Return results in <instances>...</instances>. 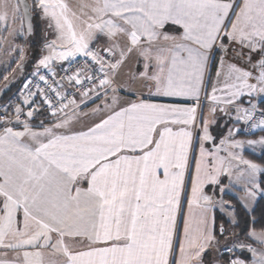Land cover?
Instances as JSON below:
<instances>
[{
    "label": "snow or ice",
    "instance_id": "snow-or-ice-1",
    "mask_svg": "<svg viewBox=\"0 0 264 264\" xmlns=\"http://www.w3.org/2000/svg\"><path fill=\"white\" fill-rule=\"evenodd\" d=\"M0 5L4 8L0 23L7 30V0H0ZM36 6L57 33V39L46 45L49 54L39 60L37 71L40 66L52 71L54 61L90 58L99 66L100 77L84 75L79 68L66 77L75 85L92 81V88L82 92V97H89L93 92L99 96L98 89L115 93V77L134 54L142 61V70L128 78L136 99L121 106L113 95L111 104L91 113L106 115L80 130L74 125L81 115L90 114L77 112L80 105L74 98L65 103L66 97L53 87L57 81L49 84L44 75L39 77L59 98L58 106L39 85L33 92L31 82L25 83L24 104L40 94L56 119L48 126L41 121L36 130L29 120L38 109L27 111L29 120L21 121L22 108L17 106L15 126H8L10 120L0 124V249L3 257L16 253L11 260L0 258V264H202V254L215 241L208 221L212 198L203 189L218 185L222 174L231 173L218 151L205 149L203 142L213 137L204 121L188 201L190 209H199L200 219L195 231L185 220L179 259H174L177 213L190 168L201 89L217 50L221 66L233 44L239 45L241 56L245 48L264 54V0H91L82 5L88 11L80 15L63 0H36ZM19 11L20 4L13 5V20ZM27 13L28 5L23 4V15ZM169 26L182 31L170 35L165 31ZM101 37L105 46L94 50L93 43ZM248 60L251 63V55ZM254 67L255 76L229 63L222 87L214 85L207 98L214 104L233 105L243 95L264 94V58ZM253 79L255 83H250ZM137 82L141 90L132 87ZM142 89L149 97H182L193 103H153ZM218 90L223 99L216 95ZM211 111L215 113L216 107ZM236 111L243 113L238 120L264 130V110L259 118L255 104ZM242 143L234 141L232 146ZM247 143L264 146V138ZM241 162L246 173L238 179L246 176L245 197L254 200L264 194L257 182L264 168ZM249 237L261 250L238 247L251 253L252 264H264V232H251ZM54 256L62 259L46 258Z\"/></svg>",
    "mask_w": 264,
    "mask_h": 264
},
{
    "label": "crops",
    "instance_id": "crops-1",
    "mask_svg": "<svg viewBox=\"0 0 264 264\" xmlns=\"http://www.w3.org/2000/svg\"><path fill=\"white\" fill-rule=\"evenodd\" d=\"M63 2H67L69 5L70 9L73 12H76L77 15H80L81 11L87 12V8L82 9V5L85 4H90L91 0H63ZM42 13V12H41ZM39 19V17H38ZM39 21H45L43 18L42 14V19L40 18ZM42 23V22H41ZM40 23V24H41ZM52 32V38L53 40L57 39V33L55 32L54 28ZM166 32H168L170 35H176L178 36L180 29H178V26H169L166 27L165 29ZM43 35V34H42ZM43 38L45 39L44 44L46 43V38L45 35H43ZM49 40V39H48ZM59 43V42H58ZM225 43H227V40L225 39ZM105 46V41L104 38L101 37L98 41L93 43L92 47L93 49L97 48L100 49ZM241 52V49L239 45H231L229 48V51L227 55L224 57V63H231L235 64L236 66L243 68L247 71H250L253 73V75L258 74V68L254 67V65L257 64L258 61H260L262 58H264V54H261L259 52H252L249 53L248 49H243V55H239ZM221 52L219 50L216 51L215 55L212 57V59L209 62L206 77H205V83L201 89V107L198 108V116H197V123L194 126V130H196V126L198 123L205 121L206 118H213L220 120V126L223 129L226 125L232 123L233 117L237 113L236 109H244V108H250L251 100H249V96L244 95L239 98V100L234 104V105H226L229 106L228 110L226 111L224 108V111H221L217 106H224L222 103H216L212 102L210 99L207 97L212 95V90H213V84H212V78L213 74H217V71L219 70V67H217L220 64L221 61ZM251 55V63H249L248 57ZM39 57V54H38ZM66 64V63H65ZM64 64V65H65ZM61 65L60 67H62ZM51 68V67H50ZM216 68V69H215ZM52 69V68H51ZM43 70V69H41ZM142 70V61L138 62L137 56L134 54L118 71V74L115 77V83L113 84V87L117 88V91L113 93L111 90H108L106 93L103 90H97L100 92V95L97 96L95 92L91 93L89 97H82V93H79L76 96V103L77 105H80L79 108H76L77 112L82 113H89L90 115L87 117H84L81 115V120L79 123H76L74 125V130H80L83 128L85 125H90L91 123L98 122L99 119L106 115L105 113H96L95 115H91L92 110L96 109L97 107H104V105L111 104L112 103V97L115 95L118 100L121 103V106H123L124 102L128 100H134L136 99V96L133 94V92L129 89V84H128V78L129 74L132 72H137ZM217 70V71H216ZM216 71V73H215ZM211 78V79H210ZM252 82H255V80H251ZM133 88L137 90H141V84L137 82L136 84L132 85ZM217 89H219L218 84L216 85ZM145 92V98H148L151 100L153 103H159V104H180V105H191L193 103L192 100L182 98V97H163V96H151L149 97L147 95V90L142 89ZM220 92L219 90L216 92V95L219 96ZM248 99V100H247ZM82 100L85 101L82 103ZM245 100L246 105L242 106L241 101ZM263 101V100H262ZM261 102V101H260ZM259 102V103H260ZM259 105V104H258ZM257 105V106H258ZM213 107H216L215 113L211 111ZM75 108V105L70 106L68 109L69 113ZM219 109V110H218ZM231 109V110H230ZM209 111L210 116L206 117L207 112ZM212 112V113H211ZM243 113L241 112L240 115ZM63 115V114H62ZM34 122L30 124L34 129L40 130L39 126L41 121H43L45 126L50 125L55 121V117H49L45 116L43 113H39L35 117H32ZM244 121V120H243ZM179 126H173L174 130H176ZM22 128V126H20ZM235 134H241L242 131L239 132L237 129L235 130ZM260 132V131H259ZM258 133V132H255ZM264 136V135H263ZM235 137V136H233ZM196 135L194 134V142H193V150L191 153V161H190V168L186 172L185 176V184H184V189L181 193V203L180 207L177 213V240H176V251H175V256L174 259H179V242L181 239H183L184 236V226H185V220H189L190 227L192 228L193 231L198 227V222L200 219L199 215V209H190L189 208V199L192 196V177L195 175V163L196 159L199 157V150H200V140H196ZM222 139H218V143L221 142ZM233 142V141H232ZM232 142H228L227 144L229 146V149H233L230 147V144ZM204 143V142H203ZM226 143V142H225ZM204 147L208 151L216 152L218 151V154L220 157L225 158V166L228 167L230 165V155L221 150L218 146L212 147L211 145H208L207 143H204ZM245 157H249L250 153L247 151L244 152ZM230 170V169H229ZM232 173V170L230 171ZM220 183L218 185H205L203 191L205 195H208L212 198V207L208 213V221H209V227L211 228L213 235L215 236V241L208 247L205 253L202 254V264H229V259L231 254L235 255L238 260H243L246 261V264H252L253 257L250 252H248L246 249H242L238 247V245H251L252 247L256 248L257 244L254 243L252 238H250V241H246L244 239H241L236 235H231L230 233L234 231V222L236 220L235 216V208L234 205L231 201V199H237L241 204L242 202L240 201L239 198H237L236 195L232 194L231 190L228 189V186L235 187L230 183V176L222 174L219 177ZM86 187V184L84 185ZM221 186L224 187V192L222 193L220 191ZM238 191V192H237ZM237 194L241 192V190H237ZM235 192V193H236ZM257 203V201H256ZM256 204L254 205L253 209L251 211L247 212H252L255 208ZM224 212L222 213L221 210ZM218 214L222 215L227 223L229 224V227L226 229L224 228L223 225H218ZM221 229H223V235L221 234ZM254 232V231H252ZM227 237L230 238V242L227 243ZM224 238V240H222ZM233 252V253H232ZM14 252H8L7 257H3V254L0 255V258H7L9 260L13 259L16 255L13 254ZM48 259L60 261L62 257L59 256H54V257H46Z\"/></svg>",
    "mask_w": 264,
    "mask_h": 264
},
{
    "label": "rangeland",
    "instance_id": "rangeland-1",
    "mask_svg": "<svg viewBox=\"0 0 264 264\" xmlns=\"http://www.w3.org/2000/svg\"><path fill=\"white\" fill-rule=\"evenodd\" d=\"M33 2H35V4L33 5L34 6L33 12L35 13V19H36V17H39V19L40 18L42 19V14H43V18L45 20L44 22L41 21L42 23L40 22L42 34L45 35V38H46L45 44H44L45 39L43 40V44L41 45V43L40 44L36 43L35 36L34 37L31 36L30 38H27L24 15H23L21 5H20V11L18 13H15V16L18 18L13 20V17H14L13 5L20 4L19 0H7V3H8V8H7L8 29L6 30L4 24L0 23V68L4 64L8 65V67L5 68V71H3L4 76L2 77V79H0V87L2 86V83H5L7 80H9V78H11L15 74V72H17V71H15L17 67L20 68L22 66L23 67L22 69H26V70L21 75L20 82L18 84V87L16 89V94L14 97H15V99L21 100L23 104H24V102H23L24 101V95H22V93H23L24 85H25V83H27L28 81L31 80V78L33 77V75L37 71V65H38L39 60L41 58H43L44 56L49 54V49L46 47V45L48 43H50L51 41H53V38H52L53 29H52V27H49V23H50L49 18L45 16L42 9H40L39 7L36 6V0H33ZM65 3H67V2H65ZM3 11H4V8L2 7V5H0V13H2ZM19 17H22V19ZM20 42H22V43H20ZM27 43H28V45H27ZM38 45H40V47H38ZM33 46H35L37 49L33 48ZM38 54H39V57H38ZM70 60H72V59H70ZM70 60H68V61H54L50 65V67L52 69L53 68H59L61 65H64L65 63L69 62ZM14 64L16 67L13 69V68H11V66ZM217 67H219V71L221 72V75L219 77H217V74H213L212 84L215 86L218 84L219 88H221L223 83H224V80H225V75L228 71V63H224L223 66H221V64H219ZM41 69H45V68L40 66L39 70H41ZM216 71H215V73H216ZM4 77H8V79L5 80ZM250 83H255V82H252L250 80ZM15 85H16V83H15ZM219 92H220L219 97L221 99H223L224 93L221 91H219ZM248 99L252 101L251 104L248 106L251 107L252 104H255L257 106L260 101L264 100V94H256L251 98L249 97ZM13 103L15 106L14 111H15L17 106L21 107L22 111H23L24 107L29 104V103L24 104V107H23L21 103L19 104V102L16 103V101H15ZM240 103L242 106L246 105L245 100H242ZM8 106H10V104ZM217 107L219 109L224 108L226 111H229L228 110L229 106L224 105V106H217ZM6 109L7 108H5V107L2 108V110H6ZM0 114H3V113L0 112ZM208 115H209V117H211L209 111L207 112L206 117H208ZM237 115H240V113H236L235 116L233 117L232 123L226 125L225 127H223V129L220 126V123H219L220 120H218V119L214 120L212 117L210 119L206 118L205 121L208 122L209 133L213 137V140L205 141L204 143H207L208 145H211L212 147L218 146L221 150L227 152L228 154L232 153L235 156L239 157V159H232V158L230 159V165H229L230 168L229 169H230V171L232 170V173L230 176V183L232 185H234L235 187L228 186V189H230L232 191L231 193L236 195L237 198L240 199L243 207L246 210L251 211L253 209L254 205L256 204V201L260 197L264 196V194H258L254 200L247 199L245 197L246 176L243 178H239V179H238V177H239L241 172L246 173V165H244L241 162L242 160L251 161L252 163H256V164L260 165L262 168H264V166H262L260 163L252 160L249 157L244 156L245 155L244 152H246V151L248 153L254 154V155H263L264 154V146H261L259 144L249 145L247 143V141H250V140L258 141L261 138H264V136L263 135H255L254 137H252V136L245 137V136H241L239 134L238 135L235 134L236 129L239 132H241L243 130V126L245 123L243 121V119L238 120ZM261 130H262L261 128H255L254 133L259 132ZM202 131H203V124H201V122H200L196 126V130H194V134L196 135L197 141H199V136L202 135ZM242 134H243V132H242ZM233 136H235V137H233ZM218 139H222L221 142L218 143ZM222 141H223V143H222ZM227 141L228 142L240 141L243 143L240 147H233L232 143H231L230 147L233 149H229ZM260 174H258V176H257V182H259V183H260V178H261ZM260 185H261V183H260ZM237 190H241V192H239L237 194V192H238ZM221 212L223 213L224 211L221 210ZM254 232L261 233L264 231H254ZM230 234L235 235V230L232 231ZM222 240H224V238ZM252 240L254 241L255 244H257L254 239H252ZM229 242H230V238L227 237V243H229ZM256 248L258 250H261V246L259 244H257ZM3 251H4L3 249H0V255L3 254ZM13 254L16 255V253H13Z\"/></svg>",
    "mask_w": 264,
    "mask_h": 264
},
{
    "label": "built area",
    "instance_id": "built-area-1",
    "mask_svg": "<svg viewBox=\"0 0 264 264\" xmlns=\"http://www.w3.org/2000/svg\"><path fill=\"white\" fill-rule=\"evenodd\" d=\"M100 49L95 48L94 50L100 51ZM101 55H104V54L101 52ZM78 68L84 70V72H83L84 75H88V76L95 75L96 77H100L102 75V73L99 71V66L92 63L90 61V58L78 56L75 59H72L69 62H67L62 67L51 69L52 71H49V69H43V70L36 71L30 80V82H31L30 88L33 92H36L37 91L36 85H39L40 88H43L45 90V92H47L48 95L52 98L53 104L58 106L60 103L59 98H57L55 96V94L53 92H51V90L48 88V85H46L44 82L40 81V79H39L40 75H44L46 80L49 82V84H51L53 80L57 81V83L54 84L53 87H56L66 97V99L64 101L65 103L68 100H71L73 98L76 99V96L79 93H82L85 89L92 88V86H93L92 81H84V83L82 85H75L74 82L70 83L67 80L66 77L73 75ZM53 73H55V75H53ZM98 90H100V89H98ZM23 93L25 95L27 94L24 88H23ZM43 99H44V97L40 94H37L36 96L32 97L30 99L29 104L27 106H25L23 111H22V114L20 117L21 121L29 120V118L26 116V113L30 109H38V111L34 112L33 117H35L39 113H43V114H45V116L53 117L50 114L48 106L43 103ZM257 109H258V111L256 113V116H257V118H259L261 109L259 107H257ZM5 120L12 121V123L9 124L8 126H15V115L12 117H9L8 115H6L4 113L0 114V124H2L3 121H5ZM32 120L33 119L31 117L29 120L30 124H32ZM20 126H22V125H20ZM254 130H255V128H252L250 126V123H248V122L244 123L243 130H242L243 134L252 135ZM232 260H237L236 256H234L233 254H231V256H230L229 264Z\"/></svg>",
    "mask_w": 264,
    "mask_h": 264
},
{
    "label": "trees",
    "instance_id": "trees-1",
    "mask_svg": "<svg viewBox=\"0 0 264 264\" xmlns=\"http://www.w3.org/2000/svg\"><path fill=\"white\" fill-rule=\"evenodd\" d=\"M30 2L32 5V12H33V9H34L33 5L35 4V2H33V0H30ZM33 14H34V26H35V32H34L33 37L35 36L37 44L41 43V45H42L44 38L42 35L41 24H40L38 17H36V19H35V13L34 12H33ZM20 43H22V42H20ZM27 45H28V43H27ZM38 47H40V45H38ZM33 48L37 49L35 46H33ZM6 67H8L7 64H4L3 66H1V68H0V79H2V77L4 76L3 71H5ZM15 67H16L15 64L11 66V68H13V69ZM25 70L26 69H21V68L17 67L15 70L17 72H15V74L11 78H9V80H7L5 83H2V86L0 87V91L6 90L4 95L2 96V98H0V106H1L0 112L5 113L9 117H12L15 115V111H14L15 106H14L13 102H15V101H16V103L19 102V104L21 103L22 106L24 107V104L22 103V101L19 99H15L14 96L16 94V89H17L18 84L20 82L21 75L24 73ZM15 83H16V85H15ZM9 104H10V106H8ZM3 107H5L7 109L2 110ZM258 107L261 110H264V100L259 103ZM32 122H34V120H32ZM242 135L245 137L248 136L245 134H242ZM255 135H264V130H261L258 133H253L252 135H249V136L254 137ZM250 155H251L250 157L252 160H254V161L260 163L262 166H264V154L263 155L250 154ZM260 176H261V178H260L261 187L264 188V172H262L260 174ZM231 201H232L234 208H235L236 220L234 222V230H235L236 235L238 237H240L241 239H244L246 241H250L249 234L252 231H264V196L260 197L257 200L256 206L252 212H247V210L243 207V205L237 199L233 198V199H231ZM218 225H223L225 229L227 227H229V224L227 223L225 218L220 214H218Z\"/></svg>",
    "mask_w": 264,
    "mask_h": 264
},
{
    "label": "water",
    "instance_id": "water-1",
    "mask_svg": "<svg viewBox=\"0 0 264 264\" xmlns=\"http://www.w3.org/2000/svg\"><path fill=\"white\" fill-rule=\"evenodd\" d=\"M19 2H20V5L22 7V11H23V4L28 5V13L26 16H24V21H25V29H26L27 38H30L31 36L34 35V32H35L34 14L32 12V5H31L30 0H19ZM29 25L31 26L30 30H29ZM20 68L22 69L23 67L21 66ZM5 91L6 90L0 91V98H2Z\"/></svg>",
    "mask_w": 264,
    "mask_h": 264
}]
</instances>
